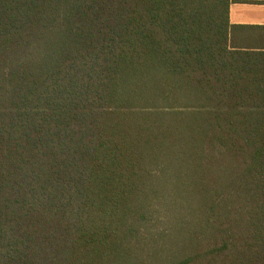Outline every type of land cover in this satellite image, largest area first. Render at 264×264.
Listing matches in <instances>:
<instances>
[{"label": "trees", "instance_id": "trees-1", "mask_svg": "<svg viewBox=\"0 0 264 264\" xmlns=\"http://www.w3.org/2000/svg\"><path fill=\"white\" fill-rule=\"evenodd\" d=\"M228 3L0 0V264H264V56Z\"/></svg>", "mask_w": 264, "mask_h": 264}, {"label": "crops", "instance_id": "crops-1", "mask_svg": "<svg viewBox=\"0 0 264 264\" xmlns=\"http://www.w3.org/2000/svg\"><path fill=\"white\" fill-rule=\"evenodd\" d=\"M227 18L229 49L264 56V0H229Z\"/></svg>", "mask_w": 264, "mask_h": 264}, {"label": "rangeland", "instance_id": "rangeland-1", "mask_svg": "<svg viewBox=\"0 0 264 264\" xmlns=\"http://www.w3.org/2000/svg\"><path fill=\"white\" fill-rule=\"evenodd\" d=\"M123 263V261H122ZM124 264H152L151 261H148V262H142V261H138V260H134V261H131V262H125Z\"/></svg>", "mask_w": 264, "mask_h": 264}]
</instances>
